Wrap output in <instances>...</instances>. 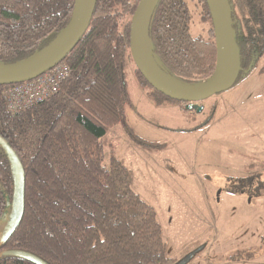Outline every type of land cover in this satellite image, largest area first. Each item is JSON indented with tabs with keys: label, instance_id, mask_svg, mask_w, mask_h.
<instances>
[{
	"label": "trees",
	"instance_id": "obj_1",
	"mask_svg": "<svg viewBox=\"0 0 264 264\" xmlns=\"http://www.w3.org/2000/svg\"><path fill=\"white\" fill-rule=\"evenodd\" d=\"M229 3L240 53L234 87L264 55V0ZM137 4L96 0L85 32L62 61L71 72L56 94L12 114L2 96L9 85H0V138L16 153L25 177L23 216L7 239L0 235V254L27 251L49 264L177 261L167 256L157 213L133 189L131 171L114 157L105 162L102 139L116 125L146 145L125 123V107L132 106L126 72L133 61L129 33ZM196 9L209 25L206 38L193 33ZM73 10L74 0H0V64L49 45ZM149 37L168 74L194 82L212 76L216 48L206 0H158ZM136 74L156 106L179 102L152 88L137 69ZM12 191L11 167L0 147V224ZM0 264L33 263L0 255Z\"/></svg>",
	"mask_w": 264,
	"mask_h": 264
},
{
	"label": "rangeland",
	"instance_id": "obj_2",
	"mask_svg": "<svg viewBox=\"0 0 264 264\" xmlns=\"http://www.w3.org/2000/svg\"><path fill=\"white\" fill-rule=\"evenodd\" d=\"M200 18L196 9L192 30L206 38ZM136 69L130 61L125 123L146 145L116 125L102 139L105 162L114 157L131 171L133 189L157 213L169 258L201 247L187 264H264V55L234 87L163 106Z\"/></svg>",
	"mask_w": 264,
	"mask_h": 264
},
{
	"label": "water",
	"instance_id": "obj_3",
	"mask_svg": "<svg viewBox=\"0 0 264 264\" xmlns=\"http://www.w3.org/2000/svg\"><path fill=\"white\" fill-rule=\"evenodd\" d=\"M206 1L215 36V69L211 77L195 85H185L176 81L163 69L153 53L149 25L158 0H138L131 17L130 54L137 70L152 88L179 102L203 101L220 94L234 85L239 74L240 53L231 23L229 0ZM95 4L96 0H74V10L69 23L59 31L49 45L28 58L15 63L0 64V85H11L36 78L62 62L85 32ZM0 147L8 158L13 179L12 196L6 205L3 217L5 225L1 233V239H7L15 231L23 216L25 177L19 158L2 138ZM201 249L200 247L187 253L175 264H187ZM0 255L22 258L33 264H49L37 255L22 250H4Z\"/></svg>",
	"mask_w": 264,
	"mask_h": 264
},
{
	"label": "built area",
	"instance_id": "obj_4",
	"mask_svg": "<svg viewBox=\"0 0 264 264\" xmlns=\"http://www.w3.org/2000/svg\"><path fill=\"white\" fill-rule=\"evenodd\" d=\"M70 72V68L60 62L36 78L7 86L2 92L7 110L16 114L56 94Z\"/></svg>",
	"mask_w": 264,
	"mask_h": 264
},
{
	"label": "crops",
	"instance_id": "obj_5",
	"mask_svg": "<svg viewBox=\"0 0 264 264\" xmlns=\"http://www.w3.org/2000/svg\"><path fill=\"white\" fill-rule=\"evenodd\" d=\"M243 80H244V79H243ZM259 81H260V80H259ZM259 81H257V82H259ZM243 82H244V81H243ZM260 82H261V84L258 85V86L255 88V90H258V89L260 88V86L263 84L262 81H260ZM241 102H242V101H241ZM244 102H245V101H243V103H244ZM261 110H262V109H261ZM261 110H260V111H261ZM260 111H259V113H260ZM258 120H259V117H258L257 121H258ZM260 130H264V127H263V128L261 127ZM186 252H188V251H186Z\"/></svg>",
	"mask_w": 264,
	"mask_h": 264
},
{
	"label": "bare ground",
	"instance_id": "obj_6",
	"mask_svg": "<svg viewBox=\"0 0 264 264\" xmlns=\"http://www.w3.org/2000/svg\"><path fill=\"white\" fill-rule=\"evenodd\" d=\"M237 81V80H236ZM2 221V220H1Z\"/></svg>",
	"mask_w": 264,
	"mask_h": 264
}]
</instances>
